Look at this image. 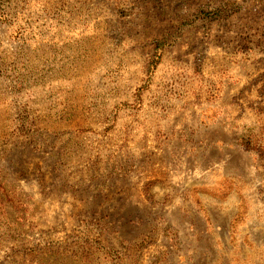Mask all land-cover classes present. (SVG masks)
Instances as JSON below:
<instances>
[{"label": "rangeland", "instance_id": "1", "mask_svg": "<svg viewBox=\"0 0 264 264\" xmlns=\"http://www.w3.org/2000/svg\"><path fill=\"white\" fill-rule=\"evenodd\" d=\"M0 264H264V0H0Z\"/></svg>", "mask_w": 264, "mask_h": 264}]
</instances>
